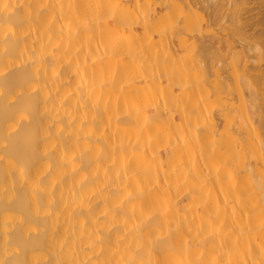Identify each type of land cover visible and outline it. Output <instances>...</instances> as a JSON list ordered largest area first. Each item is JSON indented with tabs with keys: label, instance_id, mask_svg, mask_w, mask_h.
<instances>
[{
	"label": "bare ground",
	"instance_id": "obj_1",
	"mask_svg": "<svg viewBox=\"0 0 264 264\" xmlns=\"http://www.w3.org/2000/svg\"><path fill=\"white\" fill-rule=\"evenodd\" d=\"M229 2L0 0V261L260 264L264 128L219 53L261 66Z\"/></svg>",
	"mask_w": 264,
	"mask_h": 264
},
{
	"label": "snow or ice",
	"instance_id": "obj_2",
	"mask_svg": "<svg viewBox=\"0 0 264 264\" xmlns=\"http://www.w3.org/2000/svg\"><path fill=\"white\" fill-rule=\"evenodd\" d=\"M244 7L243 0H230L229 3L226 4L225 7V16L221 28H226L229 33H237L240 35L242 40L247 41V43L254 48V50L259 54V64L261 66L260 79L257 80L255 77H250L249 72L246 66L245 61V51H240L238 49H234L229 44L226 51H221L219 53L220 58L224 60V62L228 65V70L232 75H239L247 82V93L242 96L239 100L238 106L248 107L249 115L247 116V121L250 123V129L252 131L255 130V119H256V111L255 107L258 105L259 110V120L261 123V127L264 128V42L261 43L260 46H257L253 41L249 40L244 32H243V18L241 15L242 8ZM182 20H175L171 24V28L173 30L180 24H182ZM222 77V73H221ZM260 150L261 153H264V134L260 137ZM264 169V165L261 166ZM255 182V181H253ZM259 187L261 192V206H262V214H264V170H262L259 177ZM128 197H132V193H128ZM152 217L149 216V219ZM261 255L264 257V247L261 248ZM0 264H17V262L13 261H0ZM23 264H27V262H23ZM126 264H134L133 261L129 260ZM247 264V262H246ZM260 264H264V258L261 259Z\"/></svg>",
	"mask_w": 264,
	"mask_h": 264
}]
</instances>
